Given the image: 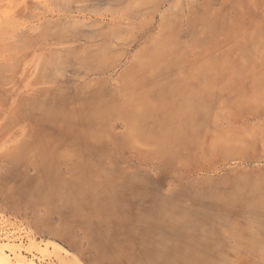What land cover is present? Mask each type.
Masks as SVG:
<instances>
[{
  "label": "rangeland",
  "instance_id": "obj_1",
  "mask_svg": "<svg viewBox=\"0 0 264 264\" xmlns=\"http://www.w3.org/2000/svg\"><path fill=\"white\" fill-rule=\"evenodd\" d=\"M0 264H264V0H0Z\"/></svg>",
  "mask_w": 264,
  "mask_h": 264
},
{
  "label": "bare ground",
  "instance_id": "obj_2",
  "mask_svg": "<svg viewBox=\"0 0 264 264\" xmlns=\"http://www.w3.org/2000/svg\"><path fill=\"white\" fill-rule=\"evenodd\" d=\"M91 139V138H90Z\"/></svg>",
  "mask_w": 264,
  "mask_h": 264
}]
</instances>
